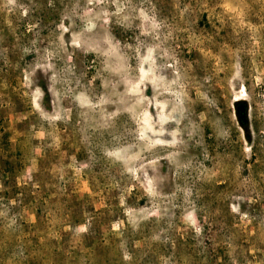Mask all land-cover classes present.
I'll use <instances>...</instances> for the list:
<instances>
[{
  "label": "rangeland",
  "instance_id": "374dc122",
  "mask_svg": "<svg viewBox=\"0 0 264 264\" xmlns=\"http://www.w3.org/2000/svg\"><path fill=\"white\" fill-rule=\"evenodd\" d=\"M0 264H264V0H0Z\"/></svg>",
  "mask_w": 264,
  "mask_h": 264
},
{
  "label": "trees",
  "instance_id": "16d2710c",
  "mask_svg": "<svg viewBox=\"0 0 264 264\" xmlns=\"http://www.w3.org/2000/svg\"><path fill=\"white\" fill-rule=\"evenodd\" d=\"M241 125H242V127H246V124H244V123H241Z\"/></svg>",
  "mask_w": 264,
  "mask_h": 264
}]
</instances>
